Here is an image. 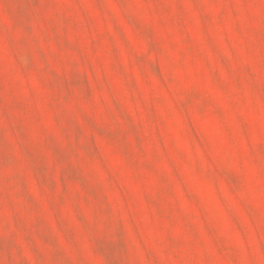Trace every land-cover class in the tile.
<instances>
[{
    "label": "rangeland",
    "instance_id": "obj_1",
    "mask_svg": "<svg viewBox=\"0 0 264 264\" xmlns=\"http://www.w3.org/2000/svg\"><path fill=\"white\" fill-rule=\"evenodd\" d=\"M0 264H264V0H0Z\"/></svg>",
    "mask_w": 264,
    "mask_h": 264
}]
</instances>
